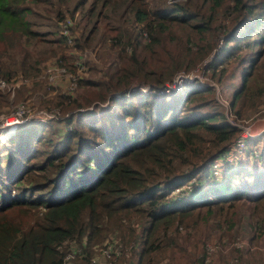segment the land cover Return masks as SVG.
I'll return each mask as SVG.
<instances>
[{
    "label": "trees",
    "instance_id": "trees-1",
    "mask_svg": "<svg viewBox=\"0 0 264 264\" xmlns=\"http://www.w3.org/2000/svg\"><path fill=\"white\" fill-rule=\"evenodd\" d=\"M76 12V46L102 42L117 59L75 95H51L43 62L67 57L60 23ZM213 51L204 69L215 84L162 90ZM18 75L66 116L0 142V264H61L73 244L89 264L114 238L133 244L136 264L171 261L176 249L180 263L209 264L206 245L233 237L242 201L251 229L264 230V132L247 139L245 159L212 171L241 130L215 108L219 96L235 118L264 107V0H0V78ZM9 96L0 91V111ZM193 178L189 195L172 196Z\"/></svg>",
    "mask_w": 264,
    "mask_h": 264
},
{
    "label": "rangeland",
    "instance_id": "rangeland-1",
    "mask_svg": "<svg viewBox=\"0 0 264 264\" xmlns=\"http://www.w3.org/2000/svg\"><path fill=\"white\" fill-rule=\"evenodd\" d=\"M178 1H181V0H178ZM68 17H70L73 20L71 31L73 33L74 40L73 42L67 43L68 44V48L66 49L67 57L66 58L61 57L58 60H56V57L49 55L44 60L43 66H42L43 67V78L47 80L46 81L47 88H48L49 83L51 82L49 77L52 76L54 78V80L52 81L54 85L51 86L52 88L51 95L55 94L57 91L60 93L69 92L70 83L74 79L77 82L78 80H76V78L96 79V77L103 74V71L102 70L99 71L98 74L96 75L95 73L92 72L91 69H94V68L104 69L105 67L107 68L110 66L111 62L117 59V50L105 47L104 46L105 44L103 45L102 42H99L98 45H95L93 47H85L84 49L77 47L75 37L79 35L80 29L79 28L75 29L74 26L76 25V22L78 21L79 12H76L74 17L71 16L70 14H67L64 19ZM64 19L60 23V33L61 34H62V29H63V23L65 21ZM60 59L63 60V64H61L57 68H53V66H58L57 61H59ZM166 61L164 62V64L169 66V64H171L170 58H168ZM79 62H82L83 67H84L83 70H80V72H78V64H77ZM159 63L160 62L155 57L154 65L147 69L148 70L147 76H148L149 81H151L154 77L153 75H150L149 73H151L154 69H157L158 72L161 70ZM126 65L129 67L132 65V62L128 60L126 61ZM61 66H64L66 68L67 70L66 73L61 70L62 68ZM144 73L145 71L142 72V74ZM194 74L198 75L199 77L204 78L205 80L209 79L207 76H203L200 71L195 70ZM20 78L24 79L25 81L18 80ZM82 80L80 81L81 87L83 83H85ZM16 81H19V84H17ZM16 81L14 82V80H12L7 85L0 87V91H5L6 89L10 90V96H9L10 104L5 106L0 111V113L9 114L10 111L16 105H18L19 103H22V101H25L26 104H29L34 112L42 108H48L50 106L55 107V105L45 104L47 95H45L41 89L39 90V89L34 88L35 81H33L30 78L27 79L23 77L22 75H18ZM127 83L128 82L125 79L121 78L120 80L121 88H128L129 85H127ZM24 85L27 86L28 90L24 98H19L18 93H17L18 88ZM84 93L87 94L88 91H84ZM94 95H95L94 93L92 92L90 93L91 97ZM226 99H225V96H221L219 99L221 103L219 102L216 103L215 108L224 110L226 116L234 120L235 125L239 127L241 124L244 126H253L255 132L264 129V117L260 116L259 114V111L261 109L253 111L250 115H247L245 118H242V119L235 118V115L233 116V114L232 115L230 114L232 110L231 109L229 110V108H227L228 100ZM74 108L75 107L67 109V107L64 106L65 111H68ZM54 127L56 129L57 125H55ZM254 150L255 151L257 150L256 147L254 148ZM248 207H249V204H247V202L245 201H242L241 207L239 208L241 220L238 221L236 225V228H235L236 230L234 231L235 234L233 235V237L230 240L224 241L223 235L220 234L218 237L221 236V238L218 239L217 242L212 243V244H215V246H214V250L210 252L209 254V259H210L209 264H259L260 261L264 263V230L255 231L251 229L252 227H251L250 221L248 220V214H247ZM191 238L192 236L190 232L183 234V243H186ZM236 238L246 241L248 244L246 247H250V248L245 247L243 249H239V248L231 247L228 252H224L223 247L231 243ZM107 242L108 241L106 240L105 242L98 244L99 246H95L97 250L95 249L94 253L90 257L89 264H136L137 252L135 248L126 247L123 250H120V252H117L114 255L112 254L111 257H105L102 252V248ZM118 243H121V242L118 241ZM69 244H71V242H69ZM73 246L75 245L73 244ZM182 252L183 251L181 249L180 250L176 249V251L172 252L174 254V258H170L171 261L163 258L161 262L158 264H183L178 261V258L180 257ZM81 256H82L81 253H79V256L77 254V256L71 260L70 264H78L76 260H79V262H81V260L85 259L86 253H84L82 257ZM154 257L156 258L157 256L154 255ZM236 258L238 259L237 261L235 260ZM94 259L96 260L94 261ZM249 260L251 261V263L249 262Z\"/></svg>",
    "mask_w": 264,
    "mask_h": 264
},
{
    "label": "built area",
    "instance_id": "built-area-1",
    "mask_svg": "<svg viewBox=\"0 0 264 264\" xmlns=\"http://www.w3.org/2000/svg\"><path fill=\"white\" fill-rule=\"evenodd\" d=\"M170 2L178 1V0H169ZM63 23V29L62 34L67 38L68 43L73 42L74 36L71 31V27L73 25V20L68 17L64 19ZM222 41H219V46L221 45ZM214 56V51L201 63H199L196 67L191 69L190 71L181 70L178 71V73L175 75L172 81L167 82L165 87L162 89L163 91H173V90H180L184 84L185 81H195L199 80L202 83H210L215 84V81L211 79V77L205 73V66L208 64L209 61L212 60ZM58 66H53V68L59 67L61 64H63V60L60 59L57 61ZM78 64V72L80 70H83V64L82 62L77 63ZM61 70L65 73L67 72L66 68L64 66H61ZM195 70L200 71L203 76H207L209 79L205 80L202 77H199L198 75H195ZM84 72V71H82ZM50 83L48 87L53 86L54 83L52 81L54 78L52 76L49 77ZM82 78H76L78 80L77 82L75 79L70 83L69 86V92L63 93V94H71L75 95L77 88L80 86V80ZM18 80L25 81L24 79L20 78ZM211 80V81H210ZM17 84H19V81H16ZM4 85H7V82L0 78V87H3ZM72 90V91H71ZM144 92L150 91L149 87L143 88ZM220 99V96H219ZM227 108L230 107L227 104ZM62 114V115H61ZM230 114L232 115L233 112L231 111ZM260 116L264 117V107L259 111ZM68 115V114H67ZM66 115H64L61 111L60 107H48V108H42L36 112L33 111V109L30 107L29 104H26L25 101H22V103H19L16 105L9 114L0 113V142H5L9 139V137L14 134L17 130V127L25 124V123H31L36 121H61L65 118ZM234 116V114H233ZM231 123H234V120L230 117L228 118ZM242 128L236 139L232 142L229 149L225 151L220 157H218L215 162L212 165V171L215 175H220L223 165L225 161H230L231 163L238 164L242 159H245L248 155L247 152V139L249 137L256 136L258 134H261L264 129L255 132L253 126H244L240 125ZM196 181V178H193L188 184H185L181 188L176 189L172 192V196H176L177 199H181L185 195H189L190 191L192 190V183ZM108 242L105 243V245L102 248V252L105 257H111L112 254H116L117 252H120V250H123V244L118 243L117 239H109ZM116 242V243H115ZM132 245L125 246L132 248ZM247 242L244 240H241L239 238L234 239L231 243L223 247L224 252H228L231 247L243 249L247 246ZM215 244L208 243L206 245V262L209 263V254L214 250ZM250 248V247H246ZM81 252V249L73 246L70 251L67 252L66 256L64 257L61 264H70L71 260L77 256L78 253ZM96 259H94L95 261ZM238 260L237 258L235 259Z\"/></svg>",
    "mask_w": 264,
    "mask_h": 264
},
{
    "label": "crops",
    "instance_id": "crops-1",
    "mask_svg": "<svg viewBox=\"0 0 264 264\" xmlns=\"http://www.w3.org/2000/svg\"><path fill=\"white\" fill-rule=\"evenodd\" d=\"M259 264H264V263L262 261H260Z\"/></svg>",
    "mask_w": 264,
    "mask_h": 264
}]
</instances>
